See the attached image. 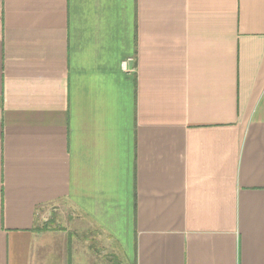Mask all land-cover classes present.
<instances>
[{"label":"crops","instance_id":"0c3cea01","mask_svg":"<svg viewBox=\"0 0 264 264\" xmlns=\"http://www.w3.org/2000/svg\"><path fill=\"white\" fill-rule=\"evenodd\" d=\"M50 205L126 264H264V0H0V264L53 263Z\"/></svg>","mask_w":264,"mask_h":264},{"label":"rangeland","instance_id":"374dc122","mask_svg":"<svg viewBox=\"0 0 264 264\" xmlns=\"http://www.w3.org/2000/svg\"><path fill=\"white\" fill-rule=\"evenodd\" d=\"M75 217L68 216L61 205H50L38 212V225L48 226V229L39 232H46V242L52 245L54 259L50 251H46L50 253L52 264H63L54 261L59 258L62 249L64 255L69 256L70 264H113L117 260L118 264H126L124 259L115 253L110 240L101 230L85 219ZM64 242L65 247L62 245ZM45 256L46 253H43L42 257ZM47 264L51 263L48 261Z\"/></svg>","mask_w":264,"mask_h":264},{"label":"trees","instance_id":"16d2710c","mask_svg":"<svg viewBox=\"0 0 264 264\" xmlns=\"http://www.w3.org/2000/svg\"><path fill=\"white\" fill-rule=\"evenodd\" d=\"M36 218V222H35V229L37 230V231H42V230H46V229H48V226H46L45 224L44 225H42V226H40V225H38V215L35 217ZM50 229H54V228H50ZM70 240V237L68 238V241ZM118 259V258H117ZM118 261L119 260H117V262H114L113 264H118ZM132 264H134V263H132Z\"/></svg>","mask_w":264,"mask_h":264},{"label":"built area","instance_id":"2783aa9c","mask_svg":"<svg viewBox=\"0 0 264 264\" xmlns=\"http://www.w3.org/2000/svg\"><path fill=\"white\" fill-rule=\"evenodd\" d=\"M125 62H123V65H124Z\"/></svg>","mask_w":264,"mask_h":264}]
</instances>
